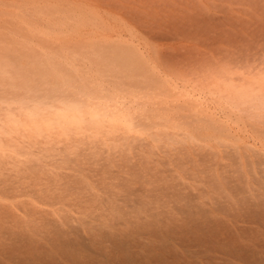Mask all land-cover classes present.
Returning <instances> with one entry per match:
<instances>
[{"label": "rangeland", "instance_id": "obj_1", "mask_svg": "<svg viewBox=\"0 0 264 264\" xmlns=\"http://www.w3.org/2000/svg\"><path fill=\"white\" fill-rule=\"evenodd\" d=\"M0 206V264H264V0H0Z\"/></svg>", "mask_w": 264, "mask_h": 264}, {"label": "bare ground", "instance_id": "obj_2", "mask_svg": "<svg viewBox=\"0 0 264 264\" xmlns=\"http://www.w3.org/2000/svg\"><path fill=\"white\" fill-rule=\"evenodd\" d=\"M122 54H125V53H122ZM126 55V54H125ZM124 59H126V58H124ZM131 60L133 59V58H130ZM130 59H128V61L130 62V64H131V61H130ZM117 61V59H115V62ZM118 61H120V58H119V60ZM133 61V60H132ZM128 62V63H129ZM134 62H136V61H134ZM125 63V62H124ZM129 64V65H130ZM125 65H126V63H125ZM132 65H134V63L132 64ZM138 65V64H137ZM119 66V68L120 69H122L120 66L121 65H118ZM123 66V68H124V65H122ZM135 69H136V63H135ZM138 68H139V66H138ZM137 68V69H138ZM119 69V70H120ZM124 69H122V71H123ZM67 81V83H68V79L66 80ZM56 83H53L52 85H53V89L55 90V91H59V89L61 88V84H60V82H57V81H55ZM81 83V82H80ZM86 83V82H85ZM63 84V83H62ZM71 84H72V82H71ZM89 84V83H88ZM87 83H86V85H88ZM70 85V84H69ZM85 85V84H84ZM89 86V85H88ZM69 87H71V85L69 86ZM80 87H82L81 85H80ZM81 89V88H80ZM85 91V90H84ZM83 91V92H84ZM92 91V90H91ZM83 92L81 93L82 95H84L83 94ZM95 92V91H94ZM61 95H62V93H61ZM35 97V96H37L36 94L35 95H33L32 94V96H30L31 98L32 97ZM84 96H88V95H84ZM29 97V98H30ZM36 98V97H35ZM87 98V97H86ZM90 99V96H89V98H88V100ZM33 100V99H32ZM35 100V99H34ZM79 100V99H78ZM81 100V99H80ZM84 100V99H83ZM87 99L85 100V101H88ZM109 100V99H108ZM114 100V99H113ZM23 101V100H22ZM115 101V100H114ZM106 102V100L104 101V103ZM111 102V101H110ZM27 103V102H26ZM48 103V102H47ZM50 103V102H49ZM86 103V102H85ZM107 103V102H106ZM109 103V102H108ZM115 103V102H114ZM77 104V103H76ZM82 104H84V103H82ZM113 104V103H112ZM70 105V107L69 108H71V109H68L69 111L70 110H72V105L73 106H75V109L76 110H78V108H79V106H81V105H79L78 104V106L77 105H75L73 102H68V106ZM83 106V105H82ZM106 106H107V104H106ZM103 107H105V105H103ZM66 108H68L67 106H66ZM84 108V107H83ZM82 110V109H81ZM67 111V110H66ZM77 112V111H76ZM140 195V194H139ZM1 207V206H0ZM3 209V207H1L0 208V210H2ZM65 244V243H64ZM30 257V259L29 260H26V261H24L23 262V264H55V262L53 261V257H50V258H45L43 255H40V254H37V255H35L34 257H33V255L32 256H29ZM77 259V258H76ZM28 261H31V263H28ZM159 260H156V261H142V260H139V259H137L136 257H134V256H132V255H126V256H123L122 257V261H119V262H121L122 264H157L156 262H158ZM27 262V263H26ZM86 264H89V263H86ZM159 264H166V263H164V262H161V263H159Z\"/></svg>", "mask_w": 264, "mask_h": 264}]
</instances>
